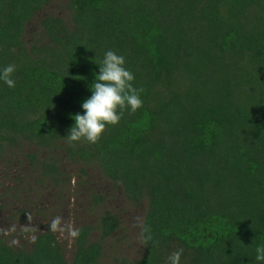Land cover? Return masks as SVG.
Instances as JSON below:
<instances>
[{"label":"trees","instance_id":"obj_1","mask_svg":"<svg viewBox=\"0 0 264 264\" xmlns=\"http://www.w3.org/2000/svg\"><path fill=\"white\" fill-rule=\"evenodd\" d=\"M48 3L0 0V68L16 66L14 88L0 81V164L20 166L12 206L1 202L0 264H170L176 252L179 264H258L264 0H66L65 17L42 13ZM107 50L143 106L94 144L68 142ZM113 197L145 208L136 260L103 259L121 226Z\"/></svg>","mask_w":264,"mask_h":264},{"label":"clouds","instance_id":"obj_2","mask_svg":"<svg viewBox=\"0 0 264 264\" xmlns=\"http://www.w3.org/2000/svg\"><path fill=\"white\" fill-rule=\"evenodd\" d=\"M96 64L99 71L95 73L94 82L91 84V95L81 103L83 112L71 115L74 123L65 135L68 142L85 140L94 144L100 139L106 126L120 122L125 110L131 114L143 106V90L134 87V73L125 67V58L122 55L107 50L103 59ZM15 71L16 66L12 64L0 68V81L9 88H14ZM144 231L147 232L148 229L145 228ZM255 252V260L258 264H264V246H257ZM179 258L180 253H174L169 258L170 264H179Z\"/></svg>","mask_w":264,"mask_h":264},{"label":"rangeland","instance_id":"obj_3","mask_svg":"<svg viewBox=\"0 0 264 264\" xmlns=\"http://www.w3.org/2000/svg\"><path fill=\"white\" fill-rule=\"evenodd\" d=\"M44 14H54L65 17L67 15L66 0H49L47 7L43 10ZM78 170V166H73L69 168L68 172L74 174ZM20 166L15 163H9L8 165L0 164V215L8 216L3 214L1 202L6 200V206H12L13 200H8L5 198L11 191L7 190L6 183L12 185L13 178L19 176ZM96 179V177H94ZM87 180V177H84ZM109 181L100 184V181H92L91 186L96 189H109ZM76 187L81 189L79 192L84 195L88 194L84 191L86 184L83 180L75 181ZM23 189L26 190V184H24ZM49 187V186H48ZM50 188V187H49ZM77 189V190H79ZM40 194V193H39ZM21 199L27 201L24 194H19ZM5 198V199H4ZM40 198V197H39ZM36 200H33L30 203V209H32ZM109 207L112 211L119 214L121 219V226L118 231L109 236L108 239L104 242L105 255L103 259L105 262H110L113 259L126 258L128 261L136 260L142 251V235H141V226L142 220L145 212L143 206L133 207L131 204L124 203L121 197H113L110 200ZM98 237V233L94 232L92 235L93 239ZM69 248L66 252L67 256L70 257L71 251Z\"/></svg>","mask_w":264,"mask_h":264}]
</instances>
